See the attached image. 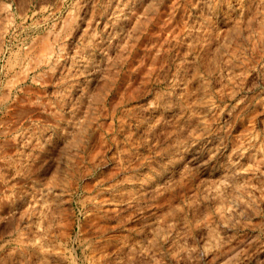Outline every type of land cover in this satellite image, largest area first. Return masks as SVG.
<instances>
[{"label": "rangeland", "instance_id": "obj_1", "mask_svg": "<svg viewBox=\"0 0 264 264\" xmlns=\"http://www.w3.org/2000/svg\"><path fill=\"white\" fill-rule=\"evenodd\" d=\"M0 264H264V0H0Z\"/></svg>", "mask_w": 264, "mask_h": 264}, {"label": "bare ground", "instance_id": "obj_2", "mask_svg": "<svg viewBox=\"0 0 264 264\" xmlns=\"http://www.w3.org/2000/svg\"><path fill=\"white\" fill-rule=\"evenodd\" d=\"M152 184V183H151Z\"/></svg>", "mask_w": 264, "mask_h": 264}]
</instances>
